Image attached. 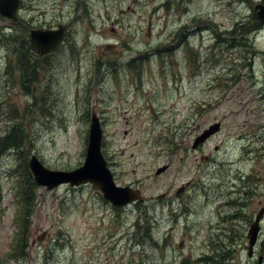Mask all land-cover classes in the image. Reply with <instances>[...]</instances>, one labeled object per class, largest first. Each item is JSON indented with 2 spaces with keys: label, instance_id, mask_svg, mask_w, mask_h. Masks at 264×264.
<instances>
[{
  "label": "rangeland",
  "instance_id": "374dc122",
  "mask_svg": "<svg viewBox=\"0 0 264 264\" xmlns=\"http://www.w3.org/2000/svg\"><path fill=\"white\" fill-rule=\"evenodd\" d=\"M259 3L22 0L17 22L0 15V138L14 131L22 142L0 147V264H205L215 255L257 264L264 219L253 258L247 231L264 206ZM241 20L243 30L232 29ZM61 24L68 35L36 54V81L23 82L21 49L1 32L21 41L32 28ZM234 31L248 38L243 46L234 47ZM93 112L116 184L142 199L119 208L92 184L37 185L26 213L31 155L54 170L83 165ZM215 123L220 130L194 147ZM140 210L151 223L138 229Z\"/></svg>",
  "mask_w": 264,
  "mask_h": 264
},
{
  "label": "water",
  "instance_id": "95a60500",
  "mask_svg": "<svg viewBox=\"0 0 264 264\" xmlns=\"http://www.w3.org/2000/svg\"><path fill=\"white\" fill-rule=\"evenodd\" d=\"M20 5L21 0H0V14L9 19H17ZM255 9L261 24L264 25V4H257ZM67 28V25L61 24L57 28L30 29L29 36L36 53L45 55L52 52L65 38ZM219 129L220 123L210 125L196 138L193 146L197 147ZM102 137L100 118L96 112H93L87 156L82 166L69 171L52 170L44 165L36 154H33L29 161V168L37 184L52 189L65 183H70L71 185L91 183L102 192L106 200L116 207L127 206L131 202L141 200L142 193L139 189L116 184L101 150ZM263 218L264 207L256 214L247 231V254L249 257L253 256L254 249L260 238ZM263 259L264 256L260 255L258 264H261Z\"/></svg>",
  "mask_w": 264,
  "mask_h": 264
},
{
  "label": "trees",
  "instance_id": "16d2710c",
  "mask_svg": "<svg viewBox=\"0 0 264 264\" xmlns=\"http://www.w3.org/2000/svg\"><path fill=\"white\" fill-rule=\"evenodd\" d=\"M244 23L245 21H239L237 22V24L233 27V29H241L243 30L244 28ZM259 27V25H257L255 27V29ZM13 31H4V32H1V38L4 39V40H7L11 43H15L17 44L21 49L20 50V62H19V65H20V71L22 72V76H23V82L24 80L28 81V79H31V77L33 78L31 81H36V75H37V69H38V66H39V59L40 57L36 55V52L30 42V39L28 38V35L27 37H23L21 41L18 40V38H16L15 36H13L12 34ZM219 34V33H217ZM221 35V34H219ZM233 40L236 42L237 40L239 41L238 43L234 44L235 48L236 47H241L243 46L242 43L244 44L246 41H248V38L245 36H241V34H238L236 31L233 32ZM240 40H244L243 42H240ZM234 42V43H235ZM230 44H233L232 42H230ZM233 47V48H234ZM171 48H169V46H166L165 48H162V49H159L157 51V54L159 55H162V52H165V53H168L170 51ZM30 81V82H31ZM29 82V81H28ZM19 125H21L20 123H18V129H19ZM16 133V132H15ZM19 137V134H18V131L16 133ZM17 136L14 135V131L10 132V133H7L6 135H4L3 137L0 138V147H2V145H8V146H13V145H16V147H18V149L21 148L22 146V142L16 138ZM26 165V164H25ZM26 170L28 172V180H27V186H26V189L24 190V198H23V204L25 205V209H26V213H27V209L28 208H31L32 205L34 204V202L36 201L37 199V195L35 193L36 191V188H37V184L35 183L33 177H32V174L30 173V170H29V165H26ZM139 207H140V203L137 204ZM33 209V208H32ZM22 213H23V208H22ZM25 222L26 220L24 221V224H23V219H22V216H21V223H20V228H19V232L17 234V237H16V244H17V247L19 245V242L21 241L23 235H24V229H25ZM151 223L148 219H147V216H146V212L140 210L138 211V216L136 217V221H135V225L138 229L141 228V227H144L147 223ZM27 231H28V228L26 229V232H25V247L29 246V242L27 241L28 240V237H27ZM136 235V233L134 234V236ZM147 240L150 239V236L147 235ZM145 244H148L146 241H141L139 242V246H143ZM137 245V243L135 244ZM14 253V252H12ZM225 256H222V255H215V256H205L203 259H202V262H204L205 264H232V263H225L224 260H225Z\"/></svg>",
  "mask_w": 264,
  "mask_h": 264
},
{
  "label": "bare ground",
  "instance_id": "6f19581e",
  "mask_svg": "<svg viewBox=\"0 0 264 264\" xmlns=\"http://www.w3.org/2000/svg\"><path fill=\"white\" fill-rule=\"evenodd\" d=\"M41 28H42V27H41ZM232 29H233V28H232ZM215 31H216V33H219V34H221V35L223 34V32H222V31H219L218 29H216ZM224 33H226V32H224ZM247 64H248V63H247ZM250 65H251V64H250ZM247 67H248V66H247Z\"/></svg>",
  "mask_w": 264,
  "mask_h": 264
},
{
  "label": "flooded vegetation",
  "instance_id": "af4514ba",
  "mask_svg": "<svg viewBox=\"0 0 264 264\" xmlns=\"http://www.w3.org/2000/svg\"><path fill=\"white\" fill-rule=\"evenodd\" d=\"M204 129V128H203ZM200 134V133H199ZM198 135V133L195 135V137ZM187 185H189V183H187ZM239 193H241V192H239Z\"/></svg>",
  "mask_w": 264,
  "mask_h": 264
}]
</instances>
